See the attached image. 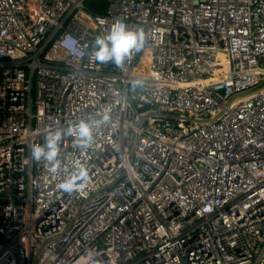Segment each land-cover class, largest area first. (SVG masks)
Instances as JSON below:
<instances>
[{
  "label": "built area",
  "instance_id": "2783aa9c",
  "mask_svg": "<svg viewBox=\"0 0 264 264\" xmlns=\"http://www.w3.org/2000/svg\"><path fill=\"white\" fill-rule=\"evenodd\" d=\"M87 1L0 0V264H264V0ZM118 20L149 33L123 69L92 59ZM80 120L68 172L30 159Z\"/></svg>",
  "mask_w": 264,
  "mask_h": 264
},
{
  "label": "clouds",
  "instance_id": "9594fccd",
  "mask_svg": "<svg viewBox=\"0 0 264 264\" xmlns=\"http://www.w3.org/2000/svg\"><path fill=\"white\" fill-rule=\"evenodd\" d=\"M149 45V33L144 27L129 28L118 20L106 35H97L93 42L92 59L99 64L112 62L123 69L125 62L140 53ZM133 87L142 81H133ZM108 119L107 116L104 117ZM98 121L80 120L64 127H54L43 133V142L35 143L30 148V159L43 162L48 171L53 174L66 173L68 162L62 156V144L66 138H71V146L81 152L92 148L95 141V125ZM70 174L65 175L56 187L69 196L80 193L87 188L90 172L84 165L74 166Z\"/></svg>",
  "mask_w": 264,
  "mask_h": 264
},
{
  "label": "trees",
  "instance_id": "16d2710c",
  "mask_svg": "<svg viewBox=\"0 0 264 264\" xmlns=\"http://www.w3.org/2000/svg\"><path fill=\"white\" fill-rule=\"evenodd\" d=\"M109 5L110 2L108 0H88L86 2V7L88 10L96 15L104 14L107 11Z\"/></svg>",
  "mask_w": 264,
  "mask_h": 264
},
{
  "label": "water",
  "instance_id": "95a60500",
  "mask_svg": "<svg viewBox=\"0 0 264 264\" xmlns=\"http://www.w3.org/2000/svg\"><path fill=\"white\" fill-rule=\"evenodd\" d=\"M153 115H155V116H159V117H163L164 115H162V114H153Z\"/></svg>",
  "mask_w": 264,
  "mask_h": 264
}]
</instances>
